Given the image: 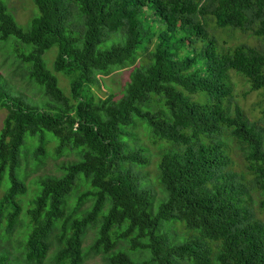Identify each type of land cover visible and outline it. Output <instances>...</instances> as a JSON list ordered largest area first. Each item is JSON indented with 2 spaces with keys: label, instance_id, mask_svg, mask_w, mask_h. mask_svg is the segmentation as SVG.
Instances as JSON below:
<instances>
[{
  "label": "trees",
  "instance_id": "16d2710c",
  "mask_svg": "<svg viewBox=\"0 0 264 264\" xmlns=\"http://www.w3.org/2000/svg\"><path fill=\"white\" fill-rule=\"evenodd\" d=\"M32 2L36 15L23 30L0 0V43L14 39L23 77L51 107L9 92L0 76V187L5 174L9 183L0 229L5 223L11 234L22 210L17 198L26 186L17 169L27 134L39 135L36 160L44 155V132L56 138L57 155L74 151L79 159L62 176L35 181L40 191L20 245L24 264H42L52 248V264L95 256L104 264H264V222L252 196L264 209V128L239 109L230 77L241 76L264 98V0ZM217 31L229 40L239 32L257 45L225 47ZM51 50L49 70L43 57ZM137 59L118 99L94 95L98 76ZM56 74L69 80L68 95ZM136 130L168 146L155 163L165 195L155 206L143 175L151 163ZM230 143L244 163L240 172ZM82 186L88 191L79 196ZM89 197L91 206L76 213ZM71 198L77 206L68 210Z\"/></svg>",
  "mask_w": 264,
  "mask_h": 264
},
{
  "label": "rangeland",
  "instance_id": "374dc122",
  "mask_svg": "<svg viewBox=\"0 0 264 264\" xmlns=\"http://www.w3.org/2000/svg\"><path fill=\"white\" fill-rule=\"evenodd\" d=\"M8 12L13 16L16 24L20 26L23 30H27V26L31 19L36 15V7L34 6L32 0H2ZM216 31V30H215ZM214 31V32H215ZM216 35L219 39L227 41L225 47H233L238 43H245L248 45H257L255 39L247 37L235 32L233 39L226 36V33L217 31ZM14 39L9 38L7 42L0 43V76L5 79L8 85L7 88L9 92L15 95H21L27 102L36 107H46L47 99L45 98L43 91L27 80L22 75L20 68V61L15 58L14 50L15 44ZM6 43H11L9 46ZM221 44V43H220ZM223 44V43H222ZM221 48L220 46H218ZM56 51L51 50L44 55V61L49 70H52V62L54 60ZM141 60L137 59L133 66L123 68H114L108 76L100 77L98 85L92 87V92L100 99H105L109 94H114V98L118 99L121 95V91L128 81L129 73L134 67L139 65ZM58 78V85L61 90L68 95L69 91V80L62 75L56 74ZM231 82L233 83L234 99L240 110L243 111L249 123H255L258 126L264 128V98L258 92H251L248 84L243 80L241 76L230 74ZM51 107V104L48 106ZM6 111L0 109V132L3 126V120L5 118ZM145 128V127H144ZM147 133V129L145 130ZM138 144H142V149L145 154L148 155L151 165L143 169V175L145 176V182L149 184L154 195L153 205L155 206L158 202L162 201L165 197L163 191L157 184L154 175L155 163L158 158V154L161 152L163 154L168 151L165 146H159V143H152L150 139L144 134H138L137 130ZM45 137L44 145V155L40 157V160H36L33 156V151L39 146V135L30 136L27 134L25 136V142L20 150V161L21 167L17 169L18 178L26 186V192L17 198V202L21 206V213L18 217L16 227L11 234L4 231L6 226L3 223L0 229V255L6 256L7 264H24V256L21 254V244L23 243V236L25 235V229H27L28 219L27 210L30 208L31 201L39 194L40 188L39 184L35 181H39L43 177L47 176H62L64 173L63 167L69 163L75 162L79 159V156L74 151H64L62 154H56L57 140L49 132L43 133ZM141 145V146H142ZM229 148H232V158L234 162L233 169L235 171H242L243 162L238 154L233 143L229 144ZM250 177L247 176V179ZM9 183L7 179V174L4 175L2 184L0 187V199L3 196L5 190L8 188ZM88 191V188L82 186L78 189L77 195L82 196ZM254 197V214L257 219L264 222V209L256 203L259 199L257 193L252 194ZM92 204V199L89 197L80 205L76 213H81L88 209ZM77 206L76 199L71 198L68 202V210H73ZM96 230H89L82 242L83 248L86 249L87 246L94 240ZM55 253V248H52L47 254V257L42 264H52V257ZM144 255L143 258H146ZM84 264H104L100 256L90 257L86 260Z\"/></svg>",
  "mask_w": 264,
  "mask_h": 264
}]
</instances>
